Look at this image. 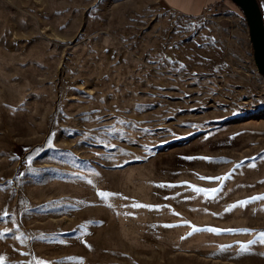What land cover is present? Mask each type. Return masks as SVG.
Here are the masks:
<instances>
[{
  "label": "rangeland",
  "instance_id": "374dc122",
  "mask_svg": "<svg viewBox=\"0 0 264 264\" xmlns=\"http://www.w3.org/2000/svg\"><path fill=\"white\" fill-rule=\"evenodd\" d=\"M226 1L0 0V264H264V199L231 207L264 196V78Z\"/></svg>",
  "mask_w": 264,
  "mask_h": 264
},
{
  "label": "water",
  "instance_id": "95a60500",
  "mask_svg": "<svg viewBox=\"0 0 264 264\" xmlns=\"http://www.w3.org/2000/svg\"><path fill=\"white\" fill-rule=\"evenodd\" d=\"M243 14L258 74L264 78V23L257 0H229Z\"/></svg>",
  "mask_w": 264,
  "mask_h": 264
},
{
  "label": "crops",
  "instance_id": "0c3cea01",
  "mask_svg": "<svg viewBox=\"0 0 264 264\" xmlns=\"http://www.w3.org/2000/svg\"><path fill=\"white\" fill-rule=\"evenodd\" d=\"M162 4L172 12L177 14L196 17L200 16L209 7L232 6L226 0H160ZM262 13L264 23V0H257Z\"/></svg>",
  "mask_w": 264,
  "mask_h": 264
},
{
  "label": "snow or ice",
  "instance_id": "6c2138e0",
  "mask_svg": "<svg viewBox=\"0 0 264 264\" xmlns=\"http://www.w3.org/2000/svg\"><path fill=\"white\" fill-rule=\"evenodd\" d=\"M188 159H205V160H210L211 158H207V157H199V158H188ZM210 179H219V178H210ZM196 191H200L199 189H196ZM215 191V190H213ZM98 195L102 198V199H107L109 196L111 195H116L114 193H106V192H100L98 193ZM256 199H264V196H261V197H253L251 198L250 200L248 201H240L238 202V204H235V205H232L231 207H237V206H240V207H243L245 206L246 204L252 202L253 200H256ZM110 206V205H109ZM133 207H144L143 205H139V204H135L133 205ZM230 210V209H228ZM210 231V232H216V233H219L220 231L222 230H219V229H212V228H207V229H197V228H193V232H196V231ZM223 231H229V232H232V231H237V230H234V229H227V230H223ZM243 231H249V230H243ZM192 233H189V235H191ZM258 237H259V242L260 243H264V232H260L258 233ZM257 241L256 240H252V241H248V244H241L240 245V250L241 251H248V245H251L253 243H256ZM224 247H230V246H222L221 250L224 249Z\"/></svg>",
  "mask_w": 264,
  "mask_h": 264
},
{
  "label": "built area",
  "instance_id": "2783aa9c",
  "mask_svg": "<svg viewBox=\"0 0 264 264\" xmlns=\"http://www.w3.org/2000/svg\"><path fill=\"white\" fill-rule=\"evenodd\" d=\"M205 11H207V12H212V11H213V7H209V8H207Z\"/></svg>",
  "mask_w": 264,
  "mask_h": 264
},
{
  "label": "trees",
  "instance_id": "16d2710c",
  "mask_svg": "<svg viewBox=\"0 0 264 264\" xmlns=\"http://www.w3.org/2000/svg\"><path fill=\"white\" fill-rule=\"evenodd\" d=\"M230 2V1H229ZM230 3H232V2H230ZM233 4V3H232ZM259 4V3H258ZM234 5V4H233ZM235 6V5H234ZM260 7V6H259Z\"/></svg>",
  "mask_w": 264,
  "mask_h": 264
}]
</instances>
